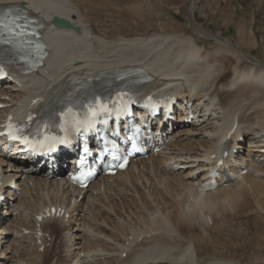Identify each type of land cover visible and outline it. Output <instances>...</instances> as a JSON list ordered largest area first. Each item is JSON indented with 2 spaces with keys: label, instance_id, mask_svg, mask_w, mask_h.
I'll list each match as a JSON object with an SVG mask.
<instances>
[{
  "label": "bare ground",
  "instance_id": "bare-ground-1",
  "mask_svg": "<svg viewBox=\"0 0 264 264\" xmlns=\"http://www.w3.org/2000/svg\"><path fill=\"white\" fill-rule=\"evenodd\" d=\"M11 3L22 5L40 18L49 31L54 16L68 19L73 27L81 29V34H75L72 29H57L55 38L50 41V55L60 56L62 61L34 73L28 80L29 90L6 86L2 92L13 99L64 100L72 91L70 88L95 84L111 75L130 74L140 68L150 71L155 80L153 85L181 89L183 98L193 101L197 109L204 103L206 109L200 112V124L180 125L174 131L180 142L169 149L172 156L154 158L149 163H133L112 184L105 183V198L89 192L76 206H70L72 193L61 188L62 184L29 175L36 182L35 186L21 193L23 197L15 202V210H21L22 215L0 222V264L51 263L50 256L46 255L48 251L38 253L32 238H19L18 230L23 225L32 226L31 212H37L48 203L69 208L71 214L68 223L45 224L46 232L52 227L61 230V239L68 246L69 260L72 259L68 264H264V250L261 249L264 237L255 238L254 234H249L248 240L256 245L259 242L256 248L249 246L247 240V243L234 242L243 250L241 258L203 256L202 252L207 242L204 234L213 229H230V216L243 214L245 207L250 206V198L253 197L259 210L264 212V61L251 55L242 43L235 44L231 39L205 30L188 16L186 26L192 33L183 30L182 34H160L142 30L144 34L126 37L118 32H98L94 21H86L84 12L73 0H0V7ZM90 4L88 0L82 5L89 11ZM205 42H209V47ZM74 60H78L77 66L71 64ZM208 111L211 115L205 120ZM229 117L239 119L238 131L249 145L245 155L244 145L238 144L236 155L240 167L249 171L245 176H238L239 168L230 166L237 183L204 193L195 176L208 165L207 155L218 144L217 138ZM177 160L185 162L175 164ZM9 162H14L13 157L5 158L0 153L2 176L18 181L15 174L18 169L9 172L4 168ZM141 163L154 177L149 178L140 170ZM179 164L188 170L178 172L181 168L173 167ZM164 167L168 169L163 170ZM131 170L136 172L134 177L129 175ZM155 178L157 184L153 182ZM129 192L137 197L134 204L133 199L123 196L130 195ZM147 192L151 200L145 196ZM125 201L128 205L123 204ZM249 211L253 209H248L247 213ZM114 215L115 220L111 217ZM111 218L113 221L109 222ZM208 220L212 221V226ZM55 223L58 226H52ZM9 234L17 248L7 242ZM141 236L145 238L139 242ZM215 237L222 239L220 235ZM210 240L212 247L224 248L213 243L212 237ZM127 241L134 247L128 248ZM246 250L251 251L249 256L245 255ZM125 251L127 256L122 258Z\"/></svg>",
  "mask_w": 264,
  "mask_h": 264
},
{
  "label": "rangeland",
  "instance_id": "rangeland-1",
  "mask_svg": "<svg viewBox=\"0 0 264 264\" xmlns=\"http://www.w3.org/2000/svg\"><path fill=\"white\" fill-rule=\"evenodd\" d=\"M87 1L73 0L79 6V10L84 12L85 20L94 21L97 31L101 34L118 32L127 37L131 34H144L141 33L142 30L146 33L160 34H182L184 33L183 30L192 33V30L186 26L189 17L191 21H197L199 25H202L205 30H211L216 35L231 39L235 44L242 43L241 45L251 55L264 61V0H91L92 9L90 8L89 11L87 6L82 5ZM253 43H256L257 46H252ZM205 44L210 45L209 42H205ZM180 51L183 52V49ZM131 173L132 177L136 175L135 171L131 170L129 175ZM147 185L149 187L150 182ZM129 194L123 196L133 199L131 200L133 203H131L134 204L137 197L131 196L135 195L132 192ZM145 196L151 200L148 192ZM250 202L249 208L245 207L244 213L238 215L239 218L238 216H232L233 218L230 216L229 219L232 222L230 229H213L204 234L206 235L204 240L207 242L202 247L203 256L220 257L224 255L229 258L236 256L241 258L243 250L234 243L235 241H243L244 243L248 241L249 246H255L256 242L248 240L250 235L254 234L255 238L260 237V239L264 237V212L259 210L258 203L253 197L250 198ZM139 203L138 205L141 204ZM123 204L128 205V202L125 201ZM250 208L253 211H249L250 214H248L247 210ZM111 217L116 219L115 215ZM112 218L109 222L113 221ZM239 226L241 232H239ZM61 233L59 234V241L52 244L58 248L50 257V262L52 263L53 259V262L57 264H68L72 259L69 260L68 246L62 241ZM217 235H220L222 239L216 238ZM211 237L213 243L220 244L224 248L212 247L209 243ZM7 240L8 243L12 242L11 247L17 248L12 235L9 234ZM80 242L83 244L82 240ZM52 245L47 246L48 252L51 251ZM257 245L259 246V242ZM261 249L264 250V247ZM250 252V250H246L245 255L249 256Z\"/></svg>",
  "mask_w": 264,
  "mask_h": 264
},
{
  "label": "snow or ice",
  "instance_id": "snow-or-ice-1",
  "mask_svg": "<svg viewBox=\"0 0 264 264\" xmlns=\"http://www.w3.org/2000/svg\"><path fill=\"white\" fill-rule=\"evenodd\" d=\"M22 20H26V18L14 15L10 11H5L3 14H0V45H5L18 54L23 53L24 55L21 58L26 61L31 55L32 50L36 49L38 58L42 59L43 56L39 53L42 52L43 46L33 42L31 37H34L36 33L30 32L29 25L27 23H21ZM0 74H5L2 64H0ZM130 103H135V101L131 99L128 92L117 93L116 99L109 100L107 103L103 102L100 98H95L87 105L83 118H81L80 114L74 111L72 107H68L66 110L59 113L61 120L64 121V124L61 126V131L66 132L68 127H73L76 131H88L95 126L100 115H111L114 109L117 115L122 112L126 113L129 110L128 105ZM109 104H112L114 107L110 108ZM28 120L31 122L33 117L29 115ZM104 122L106 123L107 121L105 120ZM7 128V135L11 139L21 141L32 147L33 150L52 147L55 143L65 144L69 142L66 136L64 138H58L48 135L46 132L48 128L47 123L37 129V135L40 136V139H31L27 135H22L24 129L18 128L11 122L8 123ZM133 147L135 148V145H133ZM84 151L87 152L88 149L85 148ZM110 154L113 160H120V157L114 150H110ZM225 155H227V153H225ZM126 163V161H122L116 166L125 167ZM220 163L222 165L223 161H220ZM81 164H83V161H81ZM86 175L87 174L82 171L79 177H75V179L81 183V186H85L83 178Z\"/></svg>",
  "mask_w": 264,
  "mask_h": 264
},
{
  "label": "water",
  "instance_id": "water-1",
  "mask_svg": "<svg viewBox=\"0 0 264 264\" xmlns=\"http://www.w3.org/2000/svg\"><path fill=\"white\" fill-rule=\"evenodd\" d=\"M65 21L66 20H64V19H58V18H56L55 19V24L58 25V26H62V27H66V26L69 27V25Z\"/></svg>",
  "mask_w": 264,
  "mask_h": 264
}]
</instances>
